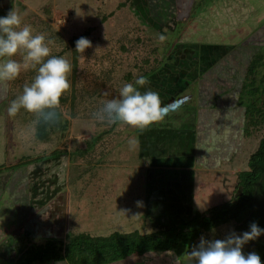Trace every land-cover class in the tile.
<instances>
[{"label": "rangeland", "instance_id": "374dc122", "mask_svg": "<svg viewBox=\"0 0 264 264\" xmlns=\"http://www.w3.org/2000/svg\"><path fill=\"white\" fill-rule=\"evenodd\" d=\"M162 1L0 0V243L8 234H31L36 244L81 231L148 232L236 194V175L264 136L263 119L242 125L238 137L233 116L241 114L234 76L242 77L254 52H264V0H203L188 20L183 15L198 0H174L168 23L159 25L149 11ZM256 27L253 43L236 41ZM84 33L76 47L73 39ZM193 40L222 46L223 57L207 63L214 74L208 89L197 80L186 85L198 72ZM44 98L58 99L67 127L40 141L35 126ZM195 108L205 116L198 147L187 144L193 131L144 128L161 126L167 110L170 124L186 128L180 116ZM140 138L146 153L156 145L158 162L142 153ZM209 145L214 149L205 153ZM56 151L63 154L19 164ZM262 244V233L239 231L230 221L204 230L179 259L148 252L113 264H264ZM0 264L12 262L0 255Z\"/></svg>", "mask_w": 264, "mask_h": 264}, {"label": "trees", "instance_id": "16d2710c", "mask_svg": "<svg viewBox=\"0 0 264 264\" xmlns=\"http://www.w3.org/2000/svg\"><path fill=\"white\" fill-rule=\"evenodd\" d=\"M256 29L251 30L247 36L248 42L251 41L250 36ZM85 37L86 34L84 33L74 38V45L79 47L85 40ZM76 53L77 49L75 48L74 55H76ZM212 69L213 67L209 71L196 74L194 78H186L187 87L197 80L200 82V85L208 89V86L212 85L210 83L213 82L212 80L214 78ZM242 74V77L238 74L235 75L233 79L235 87L231 85L227 89L230 91L232 87L234 88L238 97L234 105H238L239 108L241 107V114L233 115L235 117L233 118L239 123L238 129L236 130L238 132V137L242 125L248 129V126L251 127L252 125L260 124L264 119V52H254L245 63ZM139 82L140 81H136L134 85L130 87L125 96L124 104L130 97L134 89L133 87ZM184 89H182V92ZM179 90H181V88L175 90L176 92L174 95L169 96L175 99V96L179 94ZM189 100L191 99L189 98ZM57 102V98L51 100L49 98H44L40 100V112L35 126V137L40 141H47L52 134L55 132H59L60 134L67 127V120L62 118L61 112L56 106ZM181 105L184 106L180 109L189 107L188 100L185 104ZM172 106L175 107L177 105L174 104ZM201 110L203 109L201 108ZM167 111L163 112V120L158 123L161 126H155V124H153L155 121H151L152 125L148 124V127L146 125L144 128L150 130L151 127L160 130L168 129L174 131V133L179 131H193L194 134H190L192 136L187 144L192 145L196 143V147H198L197 141L199 142L200 139L197 135L199 130H196V128L198 127V121L202 120V117L205 118V116H202L200 111L197 112L196 108L194 111L185 112V110H183L185 113L180 116V119L187 118V126L186 128H182L180 127L181 125H177L179 120H176L174 124H170L167 121L168 116L172 115H167ZM180 112L181 111L177 113ZM254 114L255 117L252 118ZM228 136L230 139V135ZM225 138L227 139L228 137ZM225 138H223L224 142H221V145L228 141L225 140ZM92 143L93 142H90L88 144L87 149ZM140 143L142 153L150 157L152 163L158 162V159H156L157 154L153 152L154 148L157 149L156 145H152V150L146 153L143 147L145 141H142L140 138ZM225 146L228 147L225 144L223 148ZM182 147L186 151L190 149V147L185 144ZM219 148L220 147H218L217 150L221 151ZM204 149V152L207 153L209 149H214V147L209 145L204 147ZM192 150L194 151L193 148ZM61 154H63L61 151H56L53 152L52 155L43 158H30L28 161H25V163L23 161L19 162V164L40 161L50 156L54 157ZM205 155L206 154H204V156ZM167 160H170V157ZM238 186L241 187L240 193L233 195L230 201L222 202L202 212L196 211L187 220H183L178 224L166 228H158L143 233L138 230L130 232L113 230L105 235H93L81 231L74 234L67 233L62 238L57 236L45 237L41 243L36 244L30 243V241L33 240V235L31 234H25V238L27 237L28 239L21 238L19 234H8L6 238L7 241L3 243L6 251L2 250L0 247V253L3 251L4 257H7L6 259L9 257L8 260H10L12 264H113L120 260L141 256L147 252H172L179 259L193 247L195 240L204 230L230 221L235 223V229L239 231H250L253 233H262L264 235V136L259 139L256 149L249 155L246 168L237 173L235 192ZM20 221L21 220L18 219V222ZM26 231L27 230H25V232ZM261 248L263 249V257L264 244L261 245Z\"/></svg>", "mask_w": 264, "mask_h": 264}, {"label": "crops", "instance_id": "0c3cea01", "mask_svg": "<svg viewBox=\"0 0 264 264\" xmlns=\"http://www.w3.org/2000/svg\"><path fill=\"white\" fill-rule=\"evenodd\" d=\"M202 1L203 0H198L195 4L193 3V5H191L190 4V9L188 8V10L186 9V12H185V15H183V20H188V19H190V18H193L192 16H193V11H200V10H202ZM170 2H172V3H170ZM155 4H153V8L151 9L150 8V13L152 14V18H150L149 19V21H152V20H155L156 21V23L158 22V24L160 25H163L164 23L165 24H167L168 23V21H169V13H171L170 12V5H172L173 4V0H163L162 1V3H161V5L159 6L158 5V2H154ZM200 5H201V7H200ZM161 6H163V8H161ZM135 7H139V5H138V3L136 2L135 3ZM188 7V6H187ZM149 9V7H146L145 8V10H146V12H147V10ZM134 12L136 13V15H137V10H136V8L134 9ZM150 13H147V15L149 14L150 15ZM196 13H198V12H196ZM146 15V16H147ZM148 15V16H149ZM196 15H194V17H195ZM182 21V20H181ZM153 22V21H152ZM189 25V24H188ZM187 26V25H186ZM209 41V40H208ZM237 42H239L238 40H236ZM190 42H193V43H199V44H196V46H193L192 48H194L196 51H195V54H194V52H193V56H194V61H195V63H193L192 65H194V69H196L197 68V65H196V63H197V60H198V64H199V66L201 67V68H203V69H205V68H209V66L207 65V63H208V61H213V64L214 63H216L217 61H218V59L219 58H221L222 56H220L219 55V51H218V49H220V47L222 48V46H219L217 43H215V42H207V43H202V42H196V41H190ZM223 42V41H222ZM189 44H192V43H189ZM202 44V45H201ZM234 43H232V44H230V47L227 45V47H225V49H228L229 50V48H232L231 46L233 45ZM177 47H178V45H177ZM197 47H198V50H197ZM217 49V50H216ZM189 49H187L186 51H188ZM221 50V49H220ZM177 51H179V49H177ZM185 51V52H186ZM189 51H193L192 49H190ZM192 53V52H191ZM191 53L189 52V54L191 55ZM189 58H187V60H188ZM212 64V65H213ZM192 65H190L189 67H192ZM212 65H210V66H212ZM166 90V89H165ZM167 90H169V89H167ZM140 148H141V143H140ZM194 155V154H193ZM192 159V158H191ZM193 162H192V160H191V162H190V164H192ZM0 247H1V249L2 250H5V246H4V244L3 243H1L0 244ZM6 251V250H5ZM7 251H9V250H7ZM3 251H1V253H0V255L4 258V259H6L7 257H4V253H2ZM148 253V252H147ZM163 253V252H162ZM164 253H166V252H164ZM9 256V255H8ZM8 259H9V257H8ZM123 261V260H122ZM118 263V262H117Z\"/></svg>", "mask_w": 264, "mask_h": 264}, {"label": "flooded vegetation", "instance_id": "af4514ba", "mask_svg": "<svg viewBox=\"0 0 264 264\" xmlns=\"http://www.w3.org/2000/svg\"><path fill=\"white\" fill-rule=\"evenodd\" d=\"M173 4H174V0H173ZM188 6H189V5H188ZM188 11H189V10H188ZM194 15L197 16V14H194ZM256 28H257V27H256ZM256 28H255V29H256ZM250 32H251V31H249L248 34H247L246 36H243L242 39L239 40V42H240V41L242 42L244 39H247V36L249 35ZM198 44H199V43H198ZM219 46H220V44H219ZM224 47H227V45L225 44ZM224 47H223V48H224ZM186 50H187V49H186ZM197 50H198V47H197ZM195 51H196V50H195ZM228 51H231V50L229 49ZM185 53H186V52H185ZM222 57H223V56H222ZM222 57H221V58H222ZM190 58L194 60V56L192 55V53H191ZM217 62H218V61H217ZM191 63L193 64V63H195V61H193V62H191ZM214 64H216V63H214ZM214 64H213V65H214ZM196 65H197V68H196L195 70H198L197 74H199V73H201V72H204V71H208L209 69H211V66H210V68H208V67L205 68V69L201 68V67L199 66V64H198V60H197ZM193 68H194V65H193Z\"/></svg>", "mask_w": 264, "mask_h": 264}, {"label": "water", "instance_id": "95a60500", "mask_svg": "<svg viewBox=\"0 0 264 264\" xmlns=\"http://www.w3.org/2000/svg\"><path fill=\"white\" fill-rule=\"evenodd\" d=\"M241 187L238 186L236 194L240 193Z\"/></svg>", "mask_w": 264, "mask_h": 264}]
</instances>
